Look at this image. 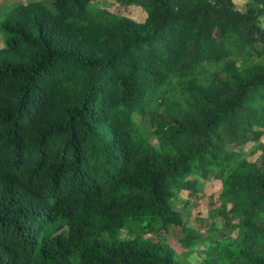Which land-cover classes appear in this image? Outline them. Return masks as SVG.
Returning <instances> with one entry per match:
<instances>
[{"label": "trees", "instance_id": "16d2710c", "mask_svg": "<svg viewBox=\"0 0 264 264\" xmlns=\"http://www.w3.org/2000/svg\"><path fill=\"white\" fill-rule=\"evenodd\" d=\"M93 1L0 19V264H182L161 233L200 239L172 207L189 177L236 234L195 264H264V0Z\"/></svg>", "mask_w": 264, "mask_h": 264}, {"label": "rangeland", "instance_id": "374dc122", "mask_svg": "<svg viewBox=\"0 0 264 264\" xmlns=\"http://www.w3.org/2000/svg\"><path fill=\"white\" fill-rule=\"evenodd\" d=\"M28 2L32 0H0V19L4 18L7 10L16 2ZM50 5V2L47 3ZM92 5L99 8H106L110 12L126 16L137 22H141L144 10L135 6H122L116 3L114 0H94ZM242 9L246 10L243 6ZM145 13V12H144ZM146 14V13H145ZM262 19V25L264 27V18ZM8 35L0 30V49L5 47V43L8 39ZM141 124V128L144 131H150L152 128L151 123L147 118L137 119ZM151 142L155 143V139L152 137ZM264 142V139H262ZM242 152L247 153L248 159L252 162L259 161L262 150L259 144L250 142L241 148ZM199 183V185L197 184ZM220 191L219 182L213 178L205 181H198L193 177H189L185 180L181 191L175 194L172 200L173 210L179 213L183 219V222L187 229L191 230L200 236L196 245L191 247L192 253L187 255L188 249L182 245L181 238L182 233L178 228L172 227L168 232L161 233L167 244L175 251L182 264H195L204 257L203 251L207 249L208 244L215 240H223L226 238L235 237V233L225 227V223L222 219V213H226L229 210V206L225 205L224 211H222V201L218 198ZM224 213V214H225ZM236 222H233L235 225ZM122 237H127L125 231L121 232ZM149 237V235H141L140 239ZM156 242L157 236H150ZM78 260L75 256L71 258V264H77Z\"/></svg>", "mask_w": 264, "mask_h": 264}, {"label": "crops", "instance_id": "0c3cea01", "mask_svg": "<svg viewBox=\"0 0 264 264\" xmlns=\"http://www.w3.org/2000/svg\"><path fill=\"white\" fill-rule=\"evenodd\" d=\"M238 2L241 4V6L239 8L242 9L243 6H245V3L243 0H238ZM128 6H135L137 7L136 5H128ZM139 7V6H138ZM142 9V8H141ZM143 10V9H142ZM245 10V9H244ZM146 19V14L143 12V15H142V20L141 22H143L144 20Z\"/></svg>", "mask_w": 264, "mask_h": 264}]
</instances>
